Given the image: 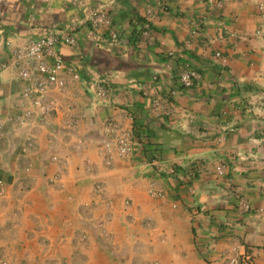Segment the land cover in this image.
<instances>
[{
  "label": "crops",
  "instance_id": "1",
  "mask_svg": "<svg viewBox=\"0 0 264 264\" xmlns=\"http://www.w3.org/2000/svg\"><path fill=\"white\" fill-rule=\"evenodd\" d=\"M72 26L79 79L19 123L11 48ZM0 166V264H264V0H0Z\"/></svg>",
  "mask_w": 264,
  "mask_h": 264
},
{
  "label": "built area",
  "instance_id": "2",
  "mask_svg": "<svg viewBox=\"0 0 264 264\" xmlns=\"http://www.w3.org/2000/svg\"><path fill=\"white\" fill-rule=\"evenodd\" d=\"M88 16L92 26L99 30L102 27L111 25L108 13L101 8H94L88 11ZM75 26L70 27L68 32L62 34L49 33L38 38H33L20 46H13L10 50V59L3 65L4 68L14 70L20 79L26 82L22 96L28 100V108L23 109L18 115V122L25 124L32 120L34 109L40 111V115L45 118L56 109L55 102L51 99V92L62 91L66 87L67 78L79 79L78 69L72 65H67L58 48L62 42L74 44L76 41ZM219 56L220 53H217ZM199 74L188 69L180 74V81L183 87L191 86ZM97 95L105 97L107 87L99 84ZM158 100H155V103ZM109 139L105 142L107 154L105 160L111 164L115 156H124L130 150V144L124 137L116 135L114 126L107 127ZM116 140V142L114 141ZM57 159V157H54ZM6 193V183L1 174L0 166V198ZM150 194L160 197L162 191L155 188L152 183ZM241 212H251L252 207L246 200L242 199L239 204ZM258 213H263L264 208H259ZM239 261L234 257L230 259V264H238Z\"/></svg>",
  "mask_w": 264,
  "mask_h": 264
}]
</instances>
